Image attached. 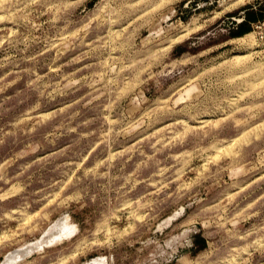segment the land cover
Here are the masks:
<instances>
[{
  "label": "rangeland",
  "instance_id": "rangeland-1",
  "mask_svg": "<svg viewBox=\"0 0 264 264\" xmlns=\"http://www.w3.org/2000/svg\"><path fill=\"white\" fill-rule=\"evenodd\" d=\"M0 264H264V0H0Z\"/></svg>",
  "mask_w": 264,
  "mask_h": 264
},
{
  "label": "trees",
  "instance_id": "trees-1",
  "mask_svg": "<svg viewBox=\"0 0 264 264\" xmlns=\"http://www.w3.org/2000/svg\"><path fill=\"white\" fill-rule=\"evenodd\" d=\"M262 16H263L262 13L257 14V15L251 14V15H249V20L250 21L258 20L259 18H262ZM247 32H248V29L240 32V34H246Z\"/></svg>",
  "mask_w": 264,
  "mask_h": 264
},
{
  "label": "bare ground",
  "instance_id": "bare-ground-1",
  "mask_svg": "<svg viewBox=\"0 0 264 264\" xmlns=\"http://www.w3.org/2000/svg\"><path fill=\"white\" fill-rule=\"evenodd\" d=\"M68 231V230H67ZM66 233V232H65ZM72 233V232H71ZM64 236V235H63ZM100 261V260H99Z\"/></svg>",
  "mask_w": 264,
  "mask_h": 264
}]
</instances>
